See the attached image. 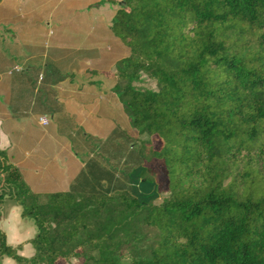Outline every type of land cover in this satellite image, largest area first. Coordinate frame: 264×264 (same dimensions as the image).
<instances>
[{
    "label": "trees",
    "instance_id": "1",
    "mask_svg": "<svg viewBox=\"0 0 264 264\" xmlns=\"http://www.w3.org/2000/svg\"><path fill=\"white\" fill-rule=\"evenodd\" d=\"M108 29L128 55L102 74L156 188L40 196L0 148V208L36 228L29 259L0 228V264H264V0H120Z\"/></svg>",
    "mask_w": 264,
    "mask_h": 264
},
{
    "label": "crops",
    "instance_id": "2",
    "mask_svg": "<svg viewBox=\"0 0 264 264\" xmlns=\"http://www.w3.org/2000/svg\"><path fill=\"white\" fill-rule=\"evenodd\" d=\"M118 1H0V148L35 194L74 193L83 164L70 138L107 141L119 126L128 130L114 80L102 74L128 55L108 29ZM33 227L18 206L0 221L8 245L26 259Z\"/></svg>",
    "mask_w": 264,
    "mask_h": 264
},
{
    "label": "rangeland",
    "instance_id": "3",
    "mask_svg": "<svg viewBox=\"0 0 264 264\" xmlns=\"http://www.w3.org/2000/svg\"><path fill=\"white\" fill-rule=\"evenodd\" d=\"M136 86L142 89L154 88V84L147 80H143ZM60 135L67 136L68 134L62 133ZM82 137L87 142L84 144L85 147L81 143ZM69 141L72 152L83 164V170L78 171L74 177V193L107 194L113 191L126 190L135 195H146L155 190L156 186L146 189L141 184L147 179V176L144 177L140 174L143 167L139 156L136 154L137 149L127 147L132 143L128 130L119 126L107 141L83 133H80L78 138H70ZM157 174L159 189L164 190L166 180L158 171ZM155 203L159 204L160 200ZM6 209L5 206L0 208V211L4 214ZM30 222L32 223V221ZM34 230L36 231V228Z\"/></svg>",
    "mask_w": 264,
    "mask_h": 264
},
{
    "label": "built area",
    "instance_id": "4",
    "mask_svg": "<svg viewBox=\"0 0 264 264\" xmlns=\"http://www.w3.org/2000/svg\"><path fill=\"white\" fill-rule=\"evenodd\" d=\"M45 124V122H43Z\"/></svg>",
    "mask_w": 264,
    "mask_h": 264
}]
</instances>
